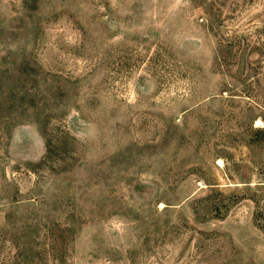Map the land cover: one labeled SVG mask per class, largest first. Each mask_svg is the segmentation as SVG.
I'll return each instance as SVG.
<instances>
[{
    "label": "rangeland",
    "instance_id": "rangeland-1",
    "mask_svg": "<svg viewBox=\"0 0 264 264\" xmlns=\"http://www.w3.org/2000/svg\"><path fill=\"white\" fill-rule=\"evenodd\" d=\"M0 264H264V0H0Z\"/></svg>",
    "mask_w": 264,
    "mask_h": 264
}]
</instances>
